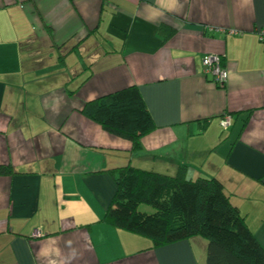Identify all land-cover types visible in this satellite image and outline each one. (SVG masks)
I'll use <instances>...</instances> for the list:
<instances>
[{"label": "crops", "instance_id": "1", "mask_svg": "<svg viewBox=\"0 0 264 264\" xmlns=\"http://www.w3.org/2000/svg\"><path fill=\"white\" fill-rule=\"evenodd\" d=\"M130 86L137 149L81 113ZM0 166V264H205L102 222L126 166L218 180L264 249V0H0Z\"/></svg>", "mask_w": 264, "mask_h": 264}, {"label": "trees", "instance_id": "2", "mask_svg": "<svg viewBox=\"0 0 264 264\" xmlns=\"http://www.w3.org/2000/svg\"><path fill=\"white\" fill-rule=\"evenodd\" d=\"M81 113L133 149L155 128L135 86L87 102ZM8 174H13L10 167L0 166V175ZM111 175L115 193L103 223L147 238L155 248L200 237L206 241L205 264H264V249L218 180H190L184 169L166 176L131 166ZM140 205L153 212L139 211Z\"/></svg>", "mask_w": 264, "mask_h": 264}, {"label": "built area", "instance_id": "3", "mask_svg": "<svg viewBox=\"0 0 264 264\" xmlns=\"http://www.w3.org/2000/svg\"><path fill=\"white\" fill-rule=\"evenodd\" d=\"M201 64L203 67V74L209 76L211 81L218 87H224L227 82V72L221 66V57L216 54H208L202 57ZM231 117L223 116L221 128L227 130L230 126Z\"/></svg>", "mask_w": 264, "mask_h": 264}, {"label": "rangeland", "instance_id": "4", "mask_svg": "<svg viewBox=\"0 0 264 264\" xmlns=\"http://www.w3.org/2000/svg\"><path fill=\"white\" fill-rule=\"evenodd\" d=\"M139 211L145 212L147 214H150V213L153 212L152 208L150 206H147V205H140L139 206ZM200 239H202V238H200Z\"/></svg>", "mask_w": 264, "mask_h": 264}]
</instances>
